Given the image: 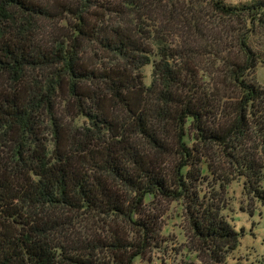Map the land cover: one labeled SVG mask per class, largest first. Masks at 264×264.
<instances>
[{"label":"trees","instance_id":"16d2710c","mask_svg":"<svg viewBox=\"0 0 264 264\" xmlns=\"http://www.w3.org/2000/svg\"><path fill=\"white\" fill-rule=\"evenodd\" d=\"M257 29L264 0H0V264H137L159 201L225 262V188L264 205Z\"/></svg>","mask_w":264,"mask_h":264},{"label":"rangeland","instance_id":"374dc122","mask_svg":"<svg viewBox=\"0 0 264 264\" xmlns=\"http://www.w3.org/2000/svg\"><path fill=\"white\" fill-rule=\"evenodd\" d=\"M230 6L251 3L252 0H224ZM250 45L264 59V29H257L250 40ZM145 84L151 85L152 67L144 71ZM256 81L264 87V63L255 73ZM223 215L231 222L239 233L238 248L227 255L221 264H264V205L251 202L243 191L242 181H236L225 188L222 193ZM183 202L159 201L151 209L163 213L161 249H156L146 260H138L137 264H179L184 260H192L197 264H212L198 245L191 239L186 209ZM198 251V252H197ZM205 260L206 263H204Z\"/></svg>","mask_w":264,"mask_h":264}]
</instances>
